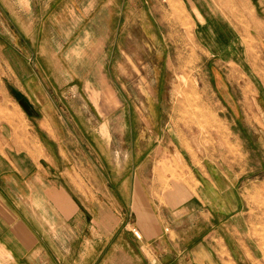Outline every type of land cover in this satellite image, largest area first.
Instances as JSON below:
<instances>
[{
	"label": "rangeland",
	"instance_id": "rangeland-1",
	"mask_svg": "<svg viewBox=\"0 0 264 264\" xmlns=\"http://www.w3.org/2000/svg\"><path fill=\"white\" fill-rule=\"evenodd\" d=\"M28 1L0 0V128L12 125L13 140L37 157L54 154L58 135L61 157L81 174L77 189L87 173L92 211L109 200L112 173L126 184L139 165L171 175L158 182L164 191L181 176V158L224 173L241 217L217 229L208 217L196 226L190 212L182 246L202 227L220 252L226 234L245 264H264V0H87L76 6L87 5L84 22L66 0ZM32 72L47 86L34 90L35 106L18 109L7 90L18 96ZM79 110L87 141L73 119Z\"/></svg>",
	"mask_w": 264,
	"mask_h": 264
},
{
	"label": "crops",
	"instance_id": "crops-1",
	"mask_svg": "<svg viewBox=\"0 0 264 264\" xmlns=\"http://www.w3.org/2000/svg\"><path fill=\"white\" fill-rule=\"evenodd\" d=\"M58 1L47 0L51 7ZM66 2L75 6L74 14H83L81 21L87 20V5L83 13L76 9L87 0ZM83 29L79 36L87 37V27ZM34 74L20 77L18 96L12 98L7 90L18 109L23 101L37 98V87L47 86L45 78H34ZM81 113L75 111L73 119L87 141V117ZM56 128H51L53 133L58 132ZM0 129V264H245L226 234L218 236L225 241L227 252L201 239L202 227L200 236L186 242L185 248L179 238L190 212L199 220L196 226L208 217L217 229L241 217V196L224 173L203 168L199 172L197 164L181 158V173L177 170L181 176L164 191L158 182L171 175L158 168L145 175L139 165L126 184L120 172L112 173L109 180L114 187L106 191L109 200L92 211L87 208V173H83L82 188L77 189L81 174L75 171L74 158L61 157L64 151L58 135L50 143L54 154L37 157L28 151L27 142L13 140L16 131L12 125L4 123ZM23 131L26 134L27 128ZM133 228L141 232V239L135 237Z\"/></svg>",
	"mask_w": 264,
	"mask_h": 264
},
{
	"label": "built area",
	"instance_id": "built-area-1",
	"mask_svg": "<svg viewBox=\"0 0 264 264\" xmlns=\"http://www.w3.org/2000/svg\"><path fill=\"white\" fill-rule=\"evenodd\" d=\"M133 234L135 235L136 238L141 239L142 235L141 232L137 228L132 229Z\"/></svg>",
	"mask_w": 264,
	"mask_h": 264
}]
</instances>
